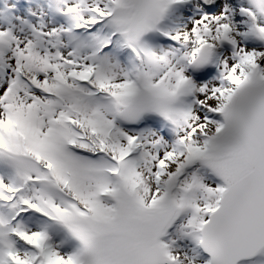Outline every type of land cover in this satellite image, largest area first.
Wrapping results in <instances>:
<instances>
[{"label": "snow or ice", "instance_id": "6c2138e0", "mask_svg": "<svg viewBox=\"0 0 264 264\" xmlns=\"http://www.w3.org/2000/svg\"><path fill=\"white\" fill-rule=\"evenodd\" d=\"M0 264H264V0H0Z\"/></svg>", "mask_w": 264, "mask_h": 264}]
</instances>
